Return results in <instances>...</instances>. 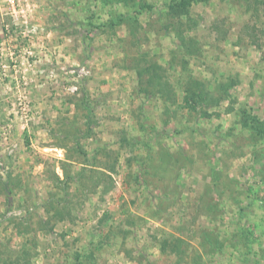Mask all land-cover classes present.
<instances>
[{
    "label": "rangeland",
    "instance_id": "obj_1",
    "mask_svg": "<svg viewBox=\"0 0 264 264\" xmlns=\"http://www.w3.org/2000/svg\"><path fill=\"white\" fill-rule=\"evenodd\" d=\"M173 1L0 0V264H264V0Z\"/></svg>",
    "mask_w": 264,
    "mask_h": 264
},
{
    "label": "trees",
    "instance_id": "obj_2",
    "mask_svg": "<svg viewBox=\"0 0 264 264\" xmlns=\"http://www.w3.org/2000/svg\"><path fill=\"white\" fill-rule=\"evenodd\" d=\"M192 1L193 2H200L201 0H174L173 2H176V6H178V7H184V6H186L187 4H189ZM191 87L192 88H195L194 89L195 92H193V94H190V95H188V93L187 94H184L183 100L189 106L190 109H195V106L197 104V101L198 100H201V104H202L205 101L206 96L204 94V91H203V88L202 87L199 89V87L196 84L194 86L192 85ZM227 92H228V88L227 89H224V93H227ZM251 123H253V120H251ZM254 123H256V122H254ZM257 125L260 128L259 132L260 133H263L264 132V125H262L261 123H259ZM245 126L246 125H244L243 127H245ZM66 178H68L66 180H69V181H70V179H72V177H69L67 175H66ZM161 247H162V249L164 251V247H166V245L165 244L164 245L162 244Z\"/></svg>",
    "mask_w": 264,
    "mask_h": 264
}]
</instances>
